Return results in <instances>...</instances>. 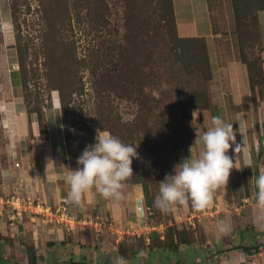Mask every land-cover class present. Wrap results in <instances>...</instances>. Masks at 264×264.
I'll return each instance as SVG.
<instances>
[{"label": "trees", "instance_id": "16d2710c", "mask_svg": "<svg viewBox=\"0 0 264 264\" xmlns=\"http://www.w3.org/2000/svg\"><path fill=\"white\" fill-rule=\"evenodd\" d=\"M36 1L37 4L33 13L38 28L36 36L30 37V35L24 34L22 23L23 21L26 22L25 17L31 13V4L28 0H10L14 45L18 54L19 65L17 70L10 72L13 95L22 97L27 112L36 115L40 131L39 139L44 151L49 150L45 109L54 105L59 106L69 162L71 168L75 169L77 161H74L72 144L78 141L76 137L79 136V131L81 130L80 133L85 134L82 130L84 128L89 130L88 135H90V138L92 137L90 142H95L93 137L94 126L82 124L75 128V135L65 132V127L68 125V114L72 112L69 106L70 102L74 96L82 95L85 89L83 71L88 70L89 74L96 78V85L102 87L101 95H107V98L110 97L112 100L115 98L118 101H131L139 105V112L148 113L151 111L150 113H152L153 110L144 111V102L137 95V93L140 94L141 89L138 88L139 86L135 84L133 79L136 78V75H139L138 68L131 67L125 70L122 67V61L116 46H113L115 42L110 47L106 44L107 39H109L107 37H114L118 34L117 27L111 23L110 7L106 0ZM230 5L234 20V30L232 32L235 45L239 51L238 57L240 62L246 66L251 99L254 109L257 110L261 102H264V71L261 56L264 51V43L261 41V25L258 18V12L264 11V0H230ZM152 13L159 23L158 33L169 47L168 59L164 60L166 64L163 67L157 66L159 72L154 77L159 84L165 79L169 80L170 83L176 85L177 90L174 96L168 97V105L165 100L160 99L150 106V108L160 107L161 112L157 113L158 118L168 116L170 129L166 123H155L153 127H148L146 126V119L141 122L136 121L135 124L140 129L146 128L145 130L131 129L132 134L140 137L143 150L141 147L138 148L139 151L142 150L139 155L143 156L142 158L146 161L153 158L152 163L154 162L159 166L160 172L158 174L153 169L148 168L145 162L138 165V156L133 158L134 175L130 182L141 186L144 202L152 211L150 221L156 224L158 222L155 220L153 208L154 199L159 191V178L160 175L165 177L167 173L171 172V163L169 168L167 164L160 165L163 161L161 158L162 153L152 152L150 155L144 153L151 152L150 149H156L157 151L154 142L159 141V137L164 136L166 141L181 143L180 146L174 145L177 146V149L173 148L176 150H173L174 160L172 165L177 164L182 158L188 157L186 147L195 143V131L192 126L193 116L197 113L199 120H202L204 112L212 111L214 104L210 92L212 72L205 38L203 36L188 37L179 34L173 0H154ZM76 29L83 32L89 39V42L85 45V52L81 56L78 55V40L74 38ZM253 49L258 52L257 55H255ZM248 51H251V53H248ZM30 55H33L32 60H29ZM40 55H42V59L41 62H38ZM249 55L252 57H249ZM160 68L162 74H160ZM151 75L153 76V72H151ZM30 83L33 85L32 89L29 87ZM134 85L138 87H134ZM109 111V114H111L113 109L110 108ZM175 126L177 127L176 131H174ZM167 130L168 132H163ZM110 133L113 134V132ZM140 133L144 134L143 137L139 135ZM83 142L85 141H81L77 148L83 146ZM258 143L257 154L260 157L263 155L260 137ZM181 148L182 151L177 156ZM157 166L154 169H157ZM254 175L255 178L258 176L257 169ZM151 182L153 190H150ZM126 184L122 188L124 196ZM245 184L249 197L251 184H248L247 181ZM251 190L254 191L256 200L255 179ZM124 202L125 199L121 201L123 207ZM188 209L191 210L192 207ZM107 221L112 224L109 218ZM195 231V228L186 225L176 227L173 224L164 230L163 239H160L159 234L162 232L154 233L159 239L156 238L158 240L155 242L154 236H151L147 249L149 252L157 250L178 252L181 246H191L197 243ZM137 241L141 243L140 248L136 244ZM143 241H145L143 237L126 236L115 245L117 256L127 260L142 255L144 253ZM260 246L261 244L242 246L243 250L241 251L247 255L250 262L258 263L260 260L258 257ZM18 249L26 254V264H41L32 243L19 241ZM229 250L231 248L223 251L221 253L222 257H214L210 264L215 262L226 264ZM62 264L80 263L71 260Z\"/></svg>", "mask_w": 264, "mask_h": 264}, {"label": "crops", "instance_id": "0c3cea01", "mask_svg": "<svg viewBox=\"0 0 264 264\" xmlns=\"http://www.w3.org/2000/svg\"><path fill=\"white\" fill-rule=\"evenodd\" d=\"M201 1L204 8L199 7V12L205 13L207 18L211 12L209 0ZM174 2L175 0L173 4ZM174 12L177 29L181 35V30H184L185 26L179 23L175 7ZM258 18L261 25V41L264 43V11L258 13ZM209 21L210 33L193 35L205 38L212 72L210 92L214 109L204 114L208 121L213 115H221L225 120L233 122L243 117L245 124L242 131L245 137L237 153L233 151L235 145L228 150V154L233 158L234 167L230 172L227 185L216 190L213 201L207 208L202 210L192 208L188 211L190 217L187 218L191 219L192 228H195L194 218H197V223L201 225L204 235L210 232L215 233V237H219L222 242L225 236L233 239L228 246L225 244L223 247L224 251L231 248L226 259L231 262L237 261V252L243 250L242 246L264 243V240L248 245L241 244L238 240L234 242L236 233L242 227L250 229V220L262 214L251 188L256 169L258 175L264 172V129L262 134L259 129L260 125L264 127V102H261L257 110L254 109L246 66L239 60V51L233 35L230 33L222 35L217 28H214L215 25L210 18ZM226 39L232 40L228 42ZM261 56L264 71V51ZM1 93L0 127L3 140L0 139V255L3 257L0 259H6L4 256L6 251L8 254L13 253L14 256L19 255L22 259L20 262L26 264V254L18 249L19 241L34 245L41 264H61L66 260L70 262L75 259L79 260L77 262L90 264L93 261L95 263L97 260L105 259V254L109 250L104 244V238L100 239L96 237V234L89 238L90 230L88 229L91 227L82 225V222L88 218L99 217L108 220L110 217L117 223L113 226L118 230L122 229L135 219V202L143 197L141 186L130 181L126 184L124 207L121 201L118 204L113 203L110 199L102 197L95 189L84 194L81 205L69 202L67 199L69 185L66 177L72 168L65 146L61 116L57 111L58 106L54 105L45 109L49 150L44 151L39 139L40 131L36 115L27 112L22 97L13 95L11 82L9 87L5 85L3 89L2 86ZM197 119L199 125V117ZM210 126L211 123L206 124L203 119L200 130L195 128V143L187 147L188 157L191 155L195 158L198 155L202 146L196 142V138H199ZM233 126L238 128V122H234ZM258 131L260 134H257ZM259 137L263 148V155L260 157L257 154ZM236 142L242 144V136L239 132L236 133ZM15 163L19 166L16 167ZM246 181L251 184L250 190L248 187L249 197ZM16 195L21 198L23 214L21 218L10 221L12 213L6 208L4 202ZM44 208H49L52 215L47 217L46 212L42 213ZM244 216L248 219L246 224H239ZM66 219L69 223L62 222ZM221 221L228 223L227 231L219 230ZM197 233L199 234V231ZM198 234L195 233L196 237ZM104 235L103 232L101 237ZM109 244L112 245L116 254L114 244L112 242ZM207 244L202 241L200 243L197 239V243L191 247L201 250L205 245L207 247ZM64 247L65 250H63ZM70 247L76 250L73 252L74 259L73 255H69L71 259H65L64 256L68 254ZM185 247L181 246L178 252L185 250ZM214 257L216 258L212 255L207 261L211 263ZM202 260H205L203 255L199 256L196 262L189 264H200Z\"/></svg>", "mask_w": 264, "mask_h": 264}, {"label": "rangeland", "instance_id": "374dc122", "mask_svg": "<svg viewBox=\"0 0 264 264\" xmlns=\"http://www.w3.org/2000/svg\"><path fill=\"white\" fill-rule=\"evenodd\" d=\"M31 4V13L28 14L26 18V22L23 21V28H24V34L32 36H36L37 34V24H36V18L34 17V8L36 7L37 1L36 0H28ZM110 7V20L111 23L117 27L118 34L114 37H107L106 44L109 45V47L114 43L113 46H116V50L118 51V55L121 58L122 61V67L126 70L127 68L136 67L138 68L139 75H136V78L133 79L136 85L134 87H138L141 89L139 95L140 99L144 102V111L146 110H153L152 113L148 112H139L137 104H134L133 102H125V101H118L117 99L113 98V100L109 97L107 98V95H101L102 87H98L96 84L97 80L96 78H93L88 70L83 71V82H84V92L82 95H76L72 98L70 102V107L72 109V112L68 114V125L65 127V132H69L72 135L76 134V127L86 124L87 126H94L95 130L94 132V139L98 131H107V132H113V135L119 137L125 143H132L137 146L138 154L142 153V146L140 142V137L132 134L133 131L131 129H140L138 126H136V121L141 122L142 120H147L146 126H154L156 124L166 123L168 124V128L170 129V122L168 121L167 117H159L157 116V113H160V107L155 106L150 108L151 105L155 104V101L163 99L165 100V103L168 105L169 99L168 97L174 96V93L176 92L177 88L176 85L173 83H170L169 80L165 79L164 81L159 84L158 80L154 77L156 76V73H158V65L163 67L166 62L164 60L168 59L169 54V47L164 42V39H162V36H160V33H158V21L156 20L155 15L152 13L154 10V0H106ZM176 9V15L179 23H183L185 26L184 30H181V35L183 36H193V35H199L201 33L202 35L210 33V20L215 25L214 28H217L218 32L222 35H227L230 33L233 35L234 30V23H233V14H232V8L230 5V0H209V7L211 12L209 13V16L205 18V13L199 12V7L204 8V4L201 0H175L174 4ZM200 5V6H199ZM203 11V10H202ZM259 13V12H258ZM78 40V55L81 56L85 52V45L89 42V39L81 32L80 30H75V36ZM223 38H228L226 36H223ZM106 39V38H105ZM234 39V36H233ZM228 42H231L232 39H226ZM15 39H14V33H13V25H12V19H11V10H10V0H0V99L2 97V86L4 89V86L7 87L10 86L11 78H10V72L12 70L18 69V54L15 47ZM235 42V41H234ZM12 44V45H9ZM255 51V49H253ZM248 53H251V51H248ZM255 55L258 54L257 51L254 52ZM249 57H252L249 55ZM33 59V55H30L29 60ZM42 55L39 56V61L41 62ZM154 64H156L154 66ZM160 68V74H162ZM151 72H153V76L151 75ZM125 76V75H124ZM29 87L32 89L33 85L32 83L29 84ZM99 90V92H98ZM53 96V95H52ZM154 99V100H153ZM139 104V103H138ZM158 107V108H156ZM113 109L112 113L109 114V109ZM156 108V109H155ZM57 111L61 116L60 108L57 107ZM150 113V114H149ZM205 113V112H204ZM199 115L197 113L193 116V122L192 126L195 131L196 129L201 128L202 121L204 119V122L206 124L211 123V120L208 121L206 119V115H203V119L199 120L198 125V118ZM165 118V119H163ZM167 119V120H166ZM227 120V119H226ZM174 126V125H173ZM83 128V127H81ZM175 130H177V127L175 126ZM259 129L261 130V134L263 133L264 127L260 125ZM64 130V129H63ZM79 136L76 137L78 140L77 142H74L72 144L73 150L72 153H74V161H77V157L82 153L83 149L86 147V145L92 144L90 142L91 138L88 133L90 132L86 128L82 130L85 134L80 133ZM163 132H168L163 131ZM161 132V133H163ZM257 134H260V131L257 132ZM143 137L144 134L140 133ZM2 130L0 127V139L3 140L2 137ZM180 136V135H178ZM145 139H147L145 137ZM153 139V138H152ZM180 139V137H179ZM84 145L77 148L78 145H80L81 141ZM88 140V142H86ZM165 140V142H164ZM149 144V143H148ZM177 143H172L171 141H166L164 136L159 137V141L154 142V145L157 147L156 149H150L151 152H145V155H150L152 152H157V154H163L161 157L163 161L160 165L167 164L168 168L170 166V171H173L174 165H172V161L174 160V152L177 148V146H174ZM151 146L153 144H150ZM149 145V147H151ZM178 146L181 145L180 142L177 144ZM141 147L142 150L139 151L138 148ZM154 147V146H153ZM176 149H173V148ZM186 147V146H185ZM188 147V146H187ZM186 147V148H187ZM82 148V150H80ZM184 148V146H183ZM185 148V149H186ZM180 151H182V148L178 151L177 156L179 155ZM76 154V155H75ZM154 155V154H153ZM138 165H141V163L145 162L148 165V168L153 169L156 173L159 174V166H157L156 163H152L153 158L149 161H146L143 159L140 155H138ZM155 156V155H154ZM150 157V156H149ZM77 164V162H76ZM155 166H157V169H154ZM77 167V166H76ZM164 177L160 175L159 181L163 180ZM150 190H153L152 182L150 183ZM157 190V189H156ZM159 190V187H158ZM4 202L7 209L8 205ZM189 205H175L172 207V209L168 212H161L158 208L154 206V215L155 220L158 226H161L162 233L160 234V239L164 238V230L168 229V227L174 226L181 227V226H188L192 228L191 219L187 218L190 217L189 214ZM261 209V208H260ZM11 213V209H9ZM201 213V212H200ZM261 215L255 216L254 219L252 218L250 220L251 227L247 230V228H241L236 235L234 236V242L236 240L240 241L241 244L248 245L253 243H258L264 240V213L261 209ZM201 215V214H200ZM244 215V214H242ZM16 219H10V221H15ZM102 220H105V218H102ZM112 224L116 225L114 218H110ZM247 218L245 219V216L239 221V224H246ZM195 221V229L196 234L199 231V234L197 235V239L201 243V241L204 243L206 242L207 247L204 246V248L197 249L194 246H186L185 250L182 252H170V251H161L157 250L154 252H149L147 245H149V242H144V253L138 257H133L130 259L125 260L126 264H189L196 262L199 258L203 255L202 262L204 264H210L211 256H223L221 253L224 251L223 247L228 246V243H230L233 239L228 238L225 236V238L222 240L219 237H215V233H208L207 235H204L201 230V225L197 223V218H194ZM132 223V222H131ZM194 223V222H193ZM127 225V224H126ZM126 225L120 229L122 230V233L120 232H113L107 229H103L101 232H97L94 229H88L90 232L88 233L90 236L89 238H92V235H97L98 238H104V244L107 245L108 252L106 255V258L103 260H97L95 263L94 261L90 264H115L116 259L118 256L115 254L114 248H112V245L109 244L112 242L114 246L116 245V242H120L123 238L126 236H135L131 235L130 233H127L126 231ZM210 231V229H208ZM104 232V237L102 236V233ZM93 233V234H92ZM158 233V232H157ZM155 238V242L159 239L154 234L152 235ZM137 237V236H136ZM1 238V237H0ZM158 238V239H156ZM97 242V241H96ZM214 242V243H213ZM137 246L140 248L141 243L139 241L136 242ZM151 246V245H150ZM116 247V246H115ZM228 248V247H227ZM20 249V247H19ZM204 249V251H203ZM65 250V247L63 248ZM259 251H264V243L261 244V249ZM76 252L74 247H70L68 250V254L64 256L65 259H71L69 255H73L74 259V253ZM104 252V251H102ZM117 252V251H116ZM220 253V254H219ZM239 251L237 252V254ZM4 256H6L5 260L0 259V264H22L19 261H22L20 256L16 255L14 256L13 253H9L4 251ZM104 254V253H103ZM215 254V255H214ZM8 256L10 258H8ZM3 256L0 255V258ZM65 259H61L64 261ZM221 259V258H220ZM223 260V259H222ZM69 260H66L65 262H68ZM79 261L78 259H75L74 262ZM221 261V260H220ZM200 262V264H202ZM80 264H86L82 262H78ZM62 264V263H61Z\"/></svg>", "mask_w": 264, "mask_h": 264}, {"label": "clouds", "instance_id": "9594fccd", "mask_svg": "<svg viewBox=\"0 0 264 264\" xmlns=\"http://www.w3.org/2000/svg\"><path fill=\"white\" fill-rule=\"evenodd\" d=\"M238 122V128H234ZM227 121L221 115L211 117V126L203 131L196 142L201 144V150L193 158H182L174 165L173 171L159 181V191L154 199V206L161 212H168L174 205H189L202 210L213 201L216 190L225 187L234 167L233 158L228 150H237L243 145L245 124L243 117L235 121ZM242 136V144L236 142V133ZM137 146L125 143L119 137L107 131H98L95 142L83 149L77 157V167L71 169L66 180L69 185V202L82 204L86 192L95 189L105 199L119 203L124 197L122 188L133 177V158L138 157ZM256 201L264 210V172L255 178ZM142 210V202L138 203ZM228 223L221 221L219 230H228ZM115 264H126L118 257Z\"/></svg>", "mask_w": 264, "mask_h": 264}, {"label": "built area", "instance_id": "2783aa9c", "mask_svg": "<svg viewBox=\"0 0 264 264\" xmlns=\"http://www.w3.org/2000/svg\"><path fill=\"white\" fill-rule=\"evenodd\" d=\"M14 165L16 167L19 166L18 163H15ZM139 202H142V204H143L142 210L138 207ZM6 203L8 205V208L12 210L11 211V213H12L11 218L12 219L22 217L23 208L21 207L22 202H21V198L19 196L16 195L14 197H11L9 200H7ZM37 205H35V206H37ZM43 212H46L47 217L52 215V212L50 211L49 208H44L42 213ZM134 214H135L134 221L132 223H129L126 226V230H127L126 232L127 233L131 232L130 233L131 235H135L137 237H143V239L146 242H150L152 234L157 233V232L158 233L161 232V230H162L161 226H158L154 222L150 221L152 211H151L150 207L146 206L143 197H140L136 200L135 208H134ZM62 222L69 223V221H67V219L65 221L62 220ZM82 225L90 226L91 228H93L97 232H101L103 229H107V230H110L113 232L115 231V232L122 233V230H118L117 228H115V226H113L107 220H102L99 217L88 218L87 220L82 222ZM258 257L260 258L259 262L258 263H252L249 261L247 255L243 251H239V253L237 254V261L232 260L230 262L227 260L226 264H264V252L259 251ZM21 263L24 264L23 262H21ZM214 264H218V263L215 262Z\"/></svg>", "mask_w": 264, "mask_h": 264}]
</instances>
